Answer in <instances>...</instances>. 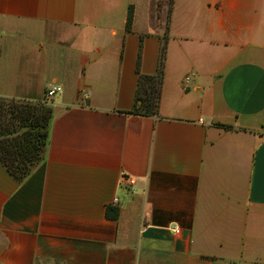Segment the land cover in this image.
Wrapping results in <instances>:
<instances>
[{"label": "crops", "instance_id": "crops-1", "mask_svg": "<svg viewBox=\"0 0 264 264\" xmlns=\"http://www.w3.org/2000/svg\"><path fill=\"white\" fill-rule=\"evenodd\" d=\"M53 85L42 161L0 163V264H264V0H0V97Z\"/></svg>", "mask_w": 264, "mask_h": 264}, {"label": "trees", "instance_id": "trees-1", "mask_svg": "<svg viewBox=\"0 0 264 264\" xmlns=\"http://www.w3.org/2000/svg\"><path fill=\"white\" fill-rule=\"evenodd\" d=\"M132 10L128 7L125 30L129 31ZM165 56L162 38L155 73L139 76L134 105L126 114L156 116ZM139 102V103H138ZM52 109L44 101H27L0 97V163L17 183L22 182L42 161ZM217 127L229 130L226 125ZM107 218L115 219L116 210L108 207Z\"/></svg>", "mask_w": 264, "mask_h": 264}, {"label": "built area", "instance_id": "built-area-1", "mask_svg": "<svg viewBox=\"0 0 264 264\" xmlns=\"http://www.w3.org/2000/svg\"><path fill=\"white\" fill-rule=\"evenodd\" d=\"M184 81H188V77L184 78ZM60 91V88L58 86H49L44 93L45 102L48 103V101L58 92ZM129 184H132V180H128ZM172 231H175V228H172Z\"/></svg>", "mask_w": 264, "mask_h": 264}, {"label": "rangeland", "instance_id": "rangeland-1", "mask_svg": "<svg viewBox=\"0 0 264 264\" xmlns=\"http://www.w3.org/2000/svg\"><path fill=\"white\" fill-rule=\"evenodd\" d=\"M47 103V102H46Z\"/></svg>", "mask_w": 264, "mask_h": 264}]
</instances>
